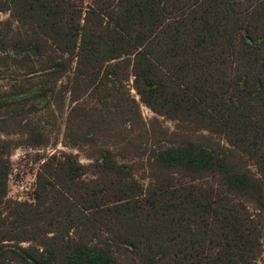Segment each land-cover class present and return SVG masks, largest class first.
<instances>
[{
    "label": "trees",
    "instance_id": "1",
    "mask_svg": "<svg viewBox=\"0 0 264 264\" xmlns=\"http://www.w3.org/2000/svg\"><path fill=\"white\" fill-rule=\"evenodd\" d=\"M7 11L32 29L13 45L0 36L15 64L37 56L57 85L75 59L95 69L133 58L153 111L199 119L228 146L159 149L150 188L109 150L91 179L77 155L55 153L34 202L4 215L11 153L0 140V264H257L264 222L242 200L264 217V0H0ZM42 142L32 131L29 145ZM176 172L215 180L176 183Z\"/></svg>",
    "mask_w": 264,
    "mask_h": 264
},
{
    "label": "rangeland",
    "instance_id": "2",
    "mask_svg": "<svg viewBox=\"0 0 264 264\" xmlns=\"http://www.w3.org/2000/svg\"><path fill=\"white\" fill-rule=\"evenodd\" d=\"M27 33L32 29L17 21L10 11L0 12V36L9 45H13V38ZM18 56L12 46L8 52L0 53V140L8 142L11 153L4 215L19 203L34 202L37 174L46 158L55 153L77 155L89 166L85 178L91 179L96 176L92 167L95 159L109 150L118 162L131 166L133 175L150 188L156 181L150 163L159 149L188 146L223 151L228 146L223 133L205 129L199 119H176L153 111L138 91L133 58L114 59L95 69L89 65L79 67L75 59L57 85H52L40 70L37 56L15 64ZM109 64L117 65L116 73L106 70ZM32 131L41 133V144L29 145ZM247 164L258 172L250 159ZM172 175L176 183L199 186L215 180L211 174ZM242 201L252 217L263 223L258 207L250 200ZM257 264H264V224Z\"/></svg>",
    "mask_w": 264,
    "mask_h": 264
}]
</instances>
